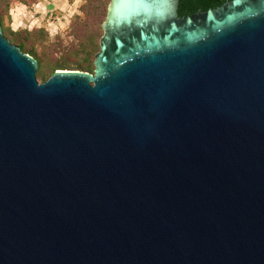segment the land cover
<instances>
[{"label": "water", "instance_id": "obj_1", "mask_svg": "<svg viewBox=\"0 0 264 264\" xmlns=\"http://www.w3.org/2000/svg\"><path fill=\"white\" fill-rule=\"evenodd\" d=\"M180 1L42 83L0 26V264H264V0Z\"/></svg>", "mask_w": 264, "mask_h": 264}, {"label": "rangeland", "instance_id": "obj_2", "mask_svg": "<svg viewBox=\"0 0 264 264\" xmlns=\"http://www.w3.org/2000/svg\"><path fill=\"white\" fill-rule=\"evenodd\" d=\"M111 1L0 0V26L4 35L17 46L14 40L19 36L14 34L27 33L28 37L23 39L27 48L22 51L29 54L28 50L34 48L36 56L30 55L38 63L41 59L43 66L52 67L54 72L82 71L79 64L88 58L94 65L100 51L102 26ZM38 73V81L45 82Z\"/></svg>", "mask_w": 264, "mask_h": 264}, {"label": "trees", "instance_id": "obj_3", "mask_svg": "<svg viewBox=\"0 0 264 264\" xmlns=\"http://www.w3.org/2000/svg\"><path fill=\"white\" fill-rule=\"evenodd\" d=\"M226 1H230V0H181V2H180V14H185V13L193 14V13L197 12L198 10L206 11L212 7L219 6L222 3H225ZM98 6H97V10L99 9ZM1 21L2 20L0 18V23H1ZM5 34L8 35L7 33H5ZM22 34L23 33L14 34V35L19 36L18 40H16V41L14 40V42L16 44H18V46L22 50H25L27 48V44L24 42L23 39L27 38L28 34L27 33H26V35H22ZM28 53L36 56V52H35L34 48H30L28 50ZM93 66H95V64L92 65L88 58H86L84 62H81L79 64V67L82 69V71L94 73ZM48 70H51V71L48 72ZM54 70L55 69H53L50 66H47V67L43 66L42 60L39 59L38 76H40L44 81H47L55 73Z\"/></svg>", "mask_w": 264, "mask_h": 264}, {"label": "flooded vegetation", "instance_id": "obj_4", "mask_svg": "<svg viewBox=\"0 0 264 264\" xmlns=\"http://www.w3.org/2000/svg\"><path fill=\"white\" fill-rule=\"evenodd\" d=\"M231 1V0H230ZM181 2V1H180ZM226 2H228V1H226ZM225 2V3H226ZM225 3H222L221 5H219V6H215V7H212V8H210V9H214V8H218V7H220V6H222L223 4H225ZM210 9H208V10H210ZM208 10H206V11H203V10H198L197 12H195V13H198L199 11H202V12H207ZM195 13H193V14H195ZM179 14H180V6H179ZM193 14H188V13H185V14H180V16L181 17H183V16H186V15H193Z\"/></svg>", "mask_w": 264, "mask_h": 264}]
</instances>
